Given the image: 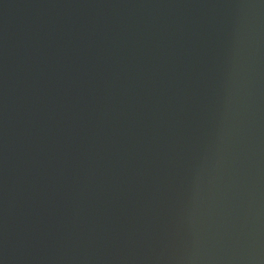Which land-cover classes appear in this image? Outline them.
Instances as JSON below:
<instances>
[{
	"label": "water",
	"instance_id": "1",
	"mask_svg": "<svg viewBox=\"0 0 264 264\" xmlns=\"http://www.w3.org/2000/svg\"><path fill=\"white\" fill-rule=\"evenodd\" d=\"M0 264H264V0H0Z\"/></svg>",
	"mask_w": 264,
	"mask_h": 264
}]
</instances>
